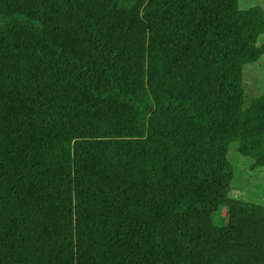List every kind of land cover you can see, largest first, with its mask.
I'll return each mask as SVG.
<instances>
[{
    "label": "trees",
    "instance_id": "obj_1",
    "mask_svg": "<svg viewBox=\"0 0 264 264\" xmlns=\"http://www.w3.org/2000/svg\"><path fill=\"white\" fill-rule=\"evenodd\" d=\"M264 9L0 0V264H264ZM228 214L215 225L214 214Z\"/></svg>",
    "mask_w": 264,
    "mask_h": 264
},
{
    "label": "rangeland",
    "instance_id": "obj_2",
    "mask_svg": "<svg viewBox=\"0 0 264 264\" xmlns=\"http://www.w3.org/2000/svg\"><path fill=\"white\" fill-rule=\"evenodd\" d=\"M253 5H260L264 9V0H239L241 9ZM259 44L264 45V35L260 37ZM243 78L244 105L249 106L254 97L264 94V56L258 62L245 67ZM227 160L233 171L228 198L264 207V168H252L251 161L238 154L236 142L228 144ZM227 220L228 214L224 209L213 216V222L218 226L226 225Z\"/></svg>",
    "mask_w": 264,
    "mask_h": 264
}]
</instances>
